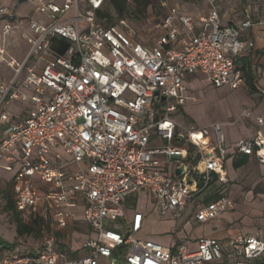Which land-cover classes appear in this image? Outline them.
<instances>
[{
    "label": "built area",
    "instance_id": "built-area-1",
    "mask_svg": "<svg viewBox=\"0 0 264 264\" xmlns=\"http://www.w3.org/2000/svg\"><path fill=\"white\" fill-rule=\"evenodd\" d=\"M27 1L34 5L24 34L28 50L21 61L7 60L12 76L0 79V170L14 171L6 183L14 210L40 234L36 246L19 237L0 253V264L262 259L264 233L200 236L194 246L176 236L174 246L165 247L140 238L143 212H126L128 200L145 194L159 217L175 221V235L190 205L189 218L218 221L235 204L226 195L198 200L214 175L226 180L224 164L231 156L255 157L264 165L260 130L237 140L229 152L220 123L177 120L190 98L188 76L198 72L211 86L232 90L244 84L236 61L254 47L245 37L259 24L254 0H205L208 11L196 18L176 0H159L155 13L145 17V28L135 27L137 20L109 22L100 15L105 0ZM0 13L13 18L6 7ZM235 13L239 23L229 20ZM17 27L4 22L1 34ZM154 29L156 38L148 36ZM3 53L0 48L2 60ZM17 103L27 108L16 112ZM241 119L264 124L249 107L231 123ZM181 164L185 172L178 176Z\"/></svg>",
    "mask_w": 264,
    "mask_h": 264
},
{
    "label": "rangeland",
    "instance_id": "rangeland-1",
    "mask_svg": "<svg viewBox=\"0 0 264 264\" xmlns=\"http://www.w3.org/2000/svg\"><path fill=\"white\" fill-rule=\"evenodd\" d=\"M169 2H172V0H169ZM176 2L180 5H186L194 11L203 9L205 4L203 0H176ZM257 2L259 6H263L264 4L263 0H257ZM152 3L153 7L149 10V16L155 13L154 7L158 6L159 0H152ZM224 5V2L218 3L219 8H223ZM5 7L12 12L13 18L9 19L0 13V48L4 50L3 59L5 58L4 60L0 59V79H9L12 76V70L7 66V60L13 57L21 61L27 52L28 44L24 38V34L28 32L26 21L34 16V5L27 0H0V8ZM103 9L108 10L110 15L114 16L117 20L116 14L113 8L107 3V0L104 2ZM262 14L264 17V10ZM146 19H134L137 21H133L135 23L133 25L136 27V24H142L145 28V25L148 24ZM4 22L10 23L14 27L18 25L14 32L5 37L1 34V27ZM157 33L158 30L154 29L148 36L156 38L155 35ZM142 37L143 34L139 33L138 39L140 40ZM191 76L193 78L190 89L193 91L196 101L194 103L188 101L185 109L196 119L198 124H203L207 120L220 118L228 109L244 103L245 96L243 90L230 91L227 88L209 86L203 81V75L198 72ZM256 84L259 91L264 89L263 73L257 77ZM15 106L17 107H13L12 109H15L16 112L26 107L19 103ZM192 106L194 107L193 111L190 110ZM190 115L184 111L182 116L184 120H182L186 124L198 126ZM180 118L178 116L177 119L180 121ZM227 168L228 175L225 177L226 180L223 183L214 180L198 198V200L204 203L210 198L226 195L234 201V209L223 214L218 220L219 222H208L207 224L196 226H193L195 223L189 222L188 226L184 229L181 226L182 223L189 215L193 214V206L190 205L182 213V218L178 222L179 229L175 235L173 233L175 221L172 220V224L164 222L165 219L157 216L155 204L151 201L145 202L141 199L138 201V207L140 210L148 213V224L146 231L140 238L157 242L165 247H172L176 242V236L178 238H187V232L193 228L192 239H197L200 234H215L213 237L222 238V236L220 237L221 230L225 234H244L246 232L249 233L251 230L264 233V169L255 160L241 167L239 170H235L229 164ZM13 173L14 171L10 173L0 170V241H4L6 244L5 247L0 246V253L6 249H10L19 237L31 246H36L39 241V236H35V234L19 236L16 233L15 224L11 220L14 212L4 211L2 190L6 188V183L11 180ZM259 190L262 192H259ZM75 241V244L78 245L80 242L78 236ZM193 248L191 247L190 249Z\"/></svg>",
    "mask_w": 264,
    "mask_h": 264
},
{
    "label": "crops",
    "instance_id": "crops-1",
    "mask_svg": "<svg viewBox=\"0 0 264 264\" xmlns=\"http://www.w3.org/2000/svg\"><path fill=\"white\" fill-rule=\"evenodd\" d=\"M203 2L205 3L204 7H203V9H201L199 11H194L193 9L188 8L186 5H182V7L184 8V10L188 14H190L192 17L196 18L198 16V14L206 13L208 11L207 2L205 0H203ZM254 2H255L254 3V8H255L254 11L256 12L255 20H259L258 21L259 24L252 26L249 29V31H247L246 34H245L246 38H249V39L253 40L254 47L252 49H250L249 51L245 52L236 61L237 68L242 72V74L245 77V82L240 87H238V88H236L234 90H243L244 96H245L244 103H241L239 106H233L231 109H228V111L225 112V114H223L222 117H220V118L207 120V121H204L203 124H198L196 119H194V117H192V115H190V113L188 111H186V109H185L186 103L188 101L193 102V103L196 101L194 93L190 89L191 80H192L193 76H188L185 79V83L188 86V91H189L190 98L188 100H186L184 105L179 108L178 116L181 117L180 121H182V122H184L183 121L184 117L182 118V116H183L184 111H185V113L190 115V117L195 120V122L198 124V126H205V125H209V124H212V123H220L222 125V131H223V134H224L225 145H226V147H227L229 152H234L233 148H234V144H235V142L237 140H239L241 138H250V137H252L255 134V132L257 130H260L264 134V124L259 127L254 120L241 119V120H238L236 123H231L233 120L238 118V116H239V114L241 112V109L246 108V107L251 108L254 111V113L257 114L258 116L264 117V95L262 93L264 91V89L259 91V89L257 87V84H256L257 77L260 76L261 73H263V75H264V17H263V14H262L263 10H264L263 9L264 8V4H263V6H259L258 5L259 3L257 2V0H254ZM263 3H264V0H263ZM240 19H241L240 13L232 14V16L229 17V20H231V21H233L235 23H239ZM249 66H250L251 72L256 77L254 83H255V86L257 88V92H255V93H251L249 91L247 85H246L247 77H246V74H245V69H247V67H249ZM203 81L207 85L211 86L210 84H208L206 82L204 75H203ZM212 87H214V86H212ZM215 88H227L230 91H234V90H232V89H230V88H228L226 86L215 87ZM203 89H204V87H203ZM193 109H194V107L192 106L190 110L193 111ZM178 116H177V118H178ZM247 158H248V162L246 164L251 163L253 160L258 162V160L255 157H248L247 156ZM233 160L234 159L231 157L224 164V169H225V172H226V176L228 175V173H227L228 172V168H227L228 164L232 166ZM259 164L264 169V165H262L261 163H259ZM245 165H243V166H245ZM243 166H241V167H243ZM241 167H239V168H237L235 170H239ZM214 180L215 181L218 180L216 175H214ZM219 182L223 183L224 181H219ZM259 192H262V191L259 190ZM141 199L144 200L145 202H148V201L152 202V199L148 198L145 194L140 195V196H136V197L131 198L130 200L127 201V203H126V212H127L128 216H131L132 212L135 211V210L141 211V212L144 213L145 222H144V229L142 231V234H143L146 231V227H147V224H148V222H147V214L148 213H146L145 211L140 210V208L138 207V201L141 200ZM210 201H206L204 203H207V202H210ZM163 219H165L164 222H168V223L172 224V220L170 218H163ZM189 222L195 223V224H193V226L203 225V224H207L208 223V222H206V223H198L195 220H193V219L188 217L182 223L181 226L185 229L188 226ZM79 223H81V222H79ZM193 229H191L189 232H187L188 235H187V238H186V239L189 240V243L191 244V246H194V242L196 240L195 238L192 239V237H191ZM257 233H259V232H257L256 230H251L249 233L246 232L244 234L245 235H254V234H257ZM226 235H228V234H225L224 231H222V230L220 231V237L222 236V238H223ZM198 236L199 237L200 236L213 237V236H215V234H200Z\"/></svg>",
    "mask_w": 264,
    "mask_h": 264
},
{
    "label": "trees",
    "instance_id": "trees-1",
    "mask_svg": "<svg viewBox=\"0 0 264 264\" xmlns=\"http://www.w3.org/2000/svg\"><path fill=\"white\" fill-rule=\"evenodd\" d=\"M26 1V0H22ZM107 3L113 8L117 19H144L148 16L149 10L153 7L152 0H107ZM156 8V6L154 7ZM102 17L107 18L109 22L115 19L114 16L110 15L108 10H102L100 12ZM245 74L247 77L246 85L251 93L257 92V88L255 86V75L251 72L250 66L245 69ZM234 160L232 166L234 169H237L248 162L247 156H231ZM3 192V205L4 211H13L14 213L11 216V220L15 224L16 233L19 236L24 234H35V236H39V229L34 227L33 225L24 223L17 212L14 210V203L12 200L10 184H7L6 188L2 190ZM216 198H210L207 201L215 200ZM0 246L5 247L6 244L4 241H0ZM253 264H264V258L260 260L254 261Z\"/></svg>",
    "mask_w": 264,
    "mask_h": 264
},
{
    "label": "water",
    "instance_id": "water-1",
    "mask_svg": "<svg viewBox=\"0 0 264 264\" xmlns=\"http://www.w3.org/2000/svg\"><path fill=\"white\" fill-rule=\"evenodd\" d=\"M185 172V168H184V165L183 164H181L178 168H176V170H175V173H176V175H181V174H183ZM190 175H191V171H189V173L187 174V182L188 183H191V179H190Z\"/></svg>",
    "mask_w": 264,
    "mask_h": 264
}]
</instances>
